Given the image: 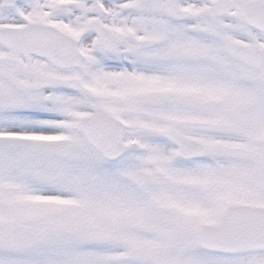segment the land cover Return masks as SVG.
I'll list each match as a JSON object with an SVG mask.
<instances>
[{
    "label": "snow or ice",
    "instance_id": "snow-or-ice-1",
    "mask_svg": "<svg viewBox=\"0 0 264 264\" xmlns=\"http://www.w3.org/2000/svg\"><path fill=\"white\" fill-rule=\"evenodd\" d=\"M0 264H264V0H0Z\"/></svg>",
    "mask_w": 264,
    "mask_h": 264
}]
</instances>
